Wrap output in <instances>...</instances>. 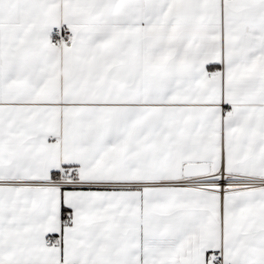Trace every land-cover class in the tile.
<instances>
[{"label": "snow or ice", "instance_id": "1", "mask_svg": "<svg viewBox=\"0 0 264 264\" xmlns=\"http://www.w3.org/2000/svg\"><path fill=\"white\" fill-rule=\"evenodd\" d=\"M0 264H264V0H0Z\"/></svg>", "mask_w": 264, "mask_h": 264}]
</instances>
